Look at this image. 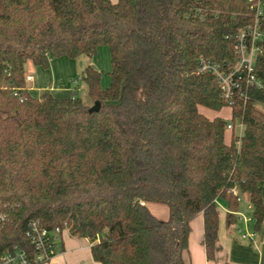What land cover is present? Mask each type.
Listing matches in <instances>:
<instances>
[{
  "label": "trees",
  "instance_id": "obj_1",
  "mask_svg": "<svg viewBox=\"0 0 264 264\" xmlns=\"http://www.w3.org/2000/svg\"><path fill=\"white\" fill-rule=\"evenodd\" d=\"M247 0H0V257L15 246L35 258L33 221L86 239L99 264H185L191 222L214 257L219 204L238 223L239 197L264 222V40L261 88L231 109L241 138L203 107H228L199 58L237 62L236 37L255 24ZM264 33V16L259 18ZM110 51L111 84L88 66L82 80L98 113L73 93L34 97L26 66ZM18 94V96H16ZM148 204L167 206L162 221Z\"/></svg>",
  "mask_w": 264,
  "mask_h": 264
},
{
  "label": "built area",
  "instance_id": "obj_2",
  "mask_svg": "<svg viewBox=\"0 0 264 264\" xmlns=\"http://www.w3.org/2000/svg\"><path fill=\"white\" fill-rule=\"evenodd\" d=\"M247 1L250 7L255 10L257 19L254 25L240 31L236 37L237 62L233 66H227L204 57L199 58L198 61V72L212 75L215 78L221 97L231 109L235 105L236 97L246 102L247 90L262 87L260 79L256 75V62L262 51L260 43L264 40L259 18L264 15L260 9V0ZM27 80L31 81L32 78L27 77ZM238 126L240 131L237 137L241 138L244 127L243 124ZM233 128L234 124H229L226 127L228 130H233ZM238 201L244 202V198L239 197ZM248 206L251 209V205L248 204ZM237 217L239 222L242 221L240 214ZM5 218V215L0 214V223H3ZM244 221H246L245 217ZM65 232H69L67 227L49 230L43 227L40 221H33L26 236L35 249V258L31 259L27 251L15 246L0 257V264H45L55 256L57 245ZM239 232L243 239L249 238L248 235L242 233L243 231L239 230Z\"/></svg>",
  "mask_w": 264,
  "mask_h": 264
},
{
  "label": "crops",
  "instance_id": "obj_3",
  "mask_svg": "<svg viewBox=\"0 0 264 264\" xmlns=\"http://www.w3.org/2000/svg\"><path fill=\"white\" fill-rule=\"evenodd\" d=\"M260 6L264 15V0H260ZM40 69L42 70L41 67H35L32 71L28 70V73L34 72L33 74L37 76L38 80V74L41 72ZM26 75L32 78L31 81H28V90L32 96L38 97L37 94L35 95L34 93H39L40 90H49L55 96L53 89H48V86H42L39 81L38 83L36 82V86L29 85V83L34 82V76L30 74ZM38 85H40V88ZM55 97L63 98L59 96ZM226 143L229 144V142ZM261 189L264 201V183L261 184ZM155 205L158 204H148L147 207L149 211L159 220L167 221L169 218L168 207L166 206L167 209H163V207ZM221 205L222 204H219V231L214 257L209 258L202 245L204 218L203 215L200 214L191 222L188 250L184 254L185 264H264V222L259 232L255 231L254 222L251 219L252 224H250V219L248 217L246 221H244L245 225H239L238 221L236 225L228 230L226 227V214L228 211L225 205H222L223 207ZM221 208L226 214L221 212ZM238 214H240V212H238ZM248 223L250 226H247ZM243 225L246 226L245 229H243ZM239 230L244 231L245 235H248L249 238L243 239ZM57 246L60 250L59 254L56 253L55 256L45 264H69V262L70 264H99L94 261L91 254V245L86 239L73 238L68 232H65Z\"/></svg>",
  "mask_w": 264,
  "mask_h": 264
},
{
  "label": "rangeland",
  "instance_id": "obj_4",
  "mask_svg": "<svg viewBox=\"0 0 264 264\" xmlns=\"http://www.w3.org/2000/svg\"><path fill=\"white\" fill-rule=\"evenodd\" d=\"M111 1L113 3H117L118 0H111ZM260 9H261V6H260ZM88 66H91L95 68L97 71L101 72L102 89L105 90L109 88L111 84V77H110L111 60H110L109 48L106 46L100 47L97 55L91 58L87 56H81L76 59H70L68 57H62L60 59H57L51 63L50 69L48 70L40 69L41 72L40 74H38V80H37V76L33 74L34 72L28 73V70L32 71V69H35L36 66H34L32 63H28L26 66V74H30L31 76H34V82L29 83V85L31 86H36V84L39 81V83L42 84V86H48V89L50 88L53 89V93L55 92V96H59L63 98H70L72 97V94L75 93L77 98L81 99L87 106L93 107L94 102L91 101L89 94H88V88L85 82L81 78L83 71ZM26 85L28 88L27 78H26ZM38 86L40 88V85ZM72 90H73V93H72ZM43 92L44 90L43 91L40 90L39 93H34V94L35 95L37 94V96L39 97ZM260 109L264 111V107L260 106ZM199 111L209 119H214V118L219 117V118H222L227 123V125L233 124L232 117H231V108L229 107H226L219 112L211 111L206 108L200 107ZM239 131L240 129L237 123H235L233 130L226 129V133H225L226 142L230 143L233 136L234 137L237 136L239 134ZM155 206L163 207V209H167L166 206L164 205L158 204ZM221 212L225 213L222 210V208H221ZM239 212L242 218V221L239 222V225H242L245 223L244 217L245 218L248 217L250 219V224H252L251 209L249 208L246 202H241V209ZM250 224L248 223L247 226H250ZM244 225L242 226L243 229L246 228V226ZM242 233L245 234L244 231ZM59 252L60 250L58 248V251L56 253L59 254Z\"/></svg>",
  "mask_w": 264,
  "mask_h": 264
},
{
  "label": "water",
  "instance_id": "obj_5",
  "mask_svg": "<svg viewBox=\"0 0 264 264\" xmlns=\"http://www.w3.org/2000/svg\"><path fill=\"white\" fill-rule=\"evenodd\" d=\"M101 104L99 102L94 103L93 107L89 109V112L92 113H98L100 111Z\"/></svg>",
  "mask_w": 264,
  "mask_h": 264
}]
</instances>
